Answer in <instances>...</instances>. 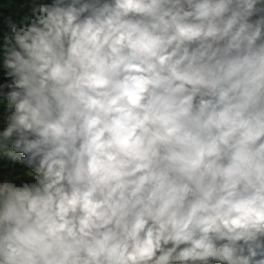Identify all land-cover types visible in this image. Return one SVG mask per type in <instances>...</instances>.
<instances>
[{"label":"clouds","instance_id":"9594fccd","mask_svg":"<svg viewBox=\"0 0 264 264\" xmlns=\"http://www.w3.org/2000/svg\"><path fill=\"white\" fill-rule=\"evenodd\" d=\"M18 11L0 264H264V0Z\"/></svg>","mask_w":264,"mask_h":264},{"label":"trees","instance_id":"16d2710c","mask_svg":"<svg viewBox=\"0 0 264 264\" xmlns=\"http://www.w3.org/2000/svg\"><path fill=\"white\" fill-rule=\"evenodd\" d=\"M3 15H7L6 13H3ZM3 15H0V70L1 75H0V83H4L3 80H6L7 78L4 76V72L2 69V64H3V36H4V32L6 31V26L3 23ZM5 106H6V97L3 95V92L0 91V115H2V113L5 110ZM3 129V124L0 123V130ZM0 159H2V157H0ZM0 167H4L6 169H13L14 171H16L17 173L22 171V170H26L27 166L26 165H21V164H16V165H11V164H0ZM6 175V171H0V180H2L4 178V176ZM26 179V178H24Z\"/></svg>","mask_w":264,"mask_h":264},{"label":"rangeland","instance_id":"374dc122","mask_svg":"<svg viewBox=\"0 0 264 264\" xmlns=\"http://www.w3.org/2000/svg\"><path fill=\"white\" fill-rule=\"evenodd\" d=\"M41 2L51 3V0H41ZM24 3L25 0H14V4H10L9 0H0V13L8 14L9 11H12L14 15H22L23 13L18 11V7L20 4H24ZM1 72L2 71L0 70V75ZM3 82H5V80H3Z\"/></svg>","mask_w":264,"mask_h":264}]
</instances>
